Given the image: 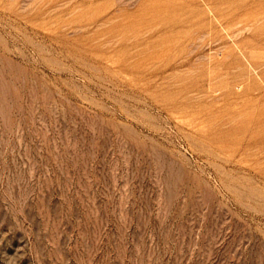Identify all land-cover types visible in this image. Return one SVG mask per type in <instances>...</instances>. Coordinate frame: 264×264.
<instances>
[{
  "label": "rangeland",
  "instance_id": "rangeland-1",
  "mask_svg": "<svg viewBox=\"0 0 264 264\" xmlns=\"http://www.w3.org/2000/svg\"><path fill=\"white\" fill-rule=\"evenodd\" d=\"M0 264H264V0H0Z\"/></svg>",
  "mask_w": 264,
  "mask_h": 264
}]
</instances>
